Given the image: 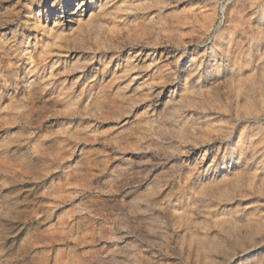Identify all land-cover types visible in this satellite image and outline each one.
Masks as SVG:
<instances>
[{
	"label": "rangeland",
	"instance_id": "1",
	"mask_svg": "<svg viewBox=\"0 0 264 264\" xmlns=\"http://www.w3.org/2000/svg\"><path fill=\"white\" fill-rule=\"evenodd\" d=\"M0 264H264V0H0Z\"/></svg>",
	"mask_w": 264,
	"mask_h": 264
},
{
	"label": "bare ground",
	"instance_id": "2",
	"mask_svg": "<svg viewBox=\"0 0 264 264\" xmlns=\"http://www.w3.org/2000/svg\"><path fill=\"white\" fill-rule=\"evenodd\" d=\"M83 5V2H80V4H78V8H80Z\"/></svg>",
	"mask_w": 264,
	"mask_h": 264
}]
</instances>
